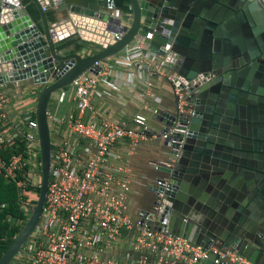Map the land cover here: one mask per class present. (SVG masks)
I'll return each mask as SVG.
<instances>
[{"label":"water","instance_id":"water-1","mask_svg":"<svg viewBox=\"0 0 264 264\" xmlns=\"http://www.w3.org/2000/svg\"><path fill=\"white\" fill-rule=\"evenodd\" d=\"M23 2L0 0V85H44L35 107L39 196L0 264L12 263L42 214L51 96L84 74L98 75L102 62L133 42L163 59L192 111L179 114L174 99L171 112L153 115L162 129L148 131L161 141L168 161L156 165L163 177L150 188L151 209L161 211L153 216L151 209L141 210L140 218L204 250L231 249L264 264V59H256L264 52V0ZM225 13L231 18L223 22ZM71 36L101 50L86 57L60 53L58 45ZM201 264H215L214 256Z\"/></svg>","mask_w":264,"mask_h":264},{"label":"built area","instance_id":"built-area-1","mask_svg":"<svg viewBox=\"0 0 264 264\" xmlns=\"http://www.w3.org/2000/svg\"><path fill=\"white\" fill-rule=\"evenodd\" d=\"M136 65L166 77L172 85L179 114L192 112L185 101V90L167 75L163 59L152 52H143L136 42L124 49L120 59L111 64L101 63L98 75L84 74L68 90L54 93L47 111L51 162L45 203L35 230L18 251L15 262L201 264L212 254L215 264H252L234 250L218 247L204 250L166 231H155L140 216L135 219L129 214L130 158L147 140L148 119L136 114L132 125L112 120L93 102L110 98V90L117 88L116 81L107 80L110 70L131 69ZM138 83L146 98L143 109L156 114L159 109L149 102L153 98L152 81L139 75ZM7 85H0V176L15 184L18 204L28 216L35 207L30 200L34 195L31 187L40 182L35 107L44 85L10 84L11 89ZM166 137L167 134L161 135V140ZM121 142L127 144L124 153L116 150ZM160 211L158 206L151 209L153 216ZM124 233L133 234V256L129 261L104 256Z\"/></svg>","mask_w":264,"mask_h":264},{"label":"crops","instance_id":"crops-1","mask_svg":"<svg viewBox=\"0 0 264 264\" xmlns=\"http://www.w3.org/2000/svg\"><path fill=\"white\" fill-rule=\"evenodd\" d=\"M26 3L27 0H23ZM34 22L39 23V15L29 7ZM118 11V10H117ZM116 11V13H117ZM101 50L99 46L89 43H83L78 40L77 36H71L58 45V51L63 54H78L82 57L94 55ZM122 53L102 62L103 64H111L113 61L120 59ZM143 75L150 78L153 83L151 90L152 100L150 104L164 112L173 110L174 97L172 93V85L166 77L157 76L149 73L140 66H134L129 69L115 68L109 71L107 80L116 81L117 88L111 89V97L104 99H95L94 105L99 111H103L107 118L112 120L127 121L132 125V119L136 114H142L147 119V126L150 131L159 132L162 129L161 123L153 118V115L143 109L146 98L143 96L144 89L138 83V76ZM167 75H170L167 72ZM107 87L106 84L103 85ZM7 88H13L8 84ZM148 131L147 140L144 141L130 158V207L129 214L133 218H139L141 210L151 209L152 201L155 196L150 191L151 186L156 183L157 178L163 177L161 173L155 170V166L160 163L167 162L166 150L159 139L152 137ZM126 142H121L116 146V150L121 153L125 152ZM132 233H124L121 238L113 245V248L104 253L106 257L116 258L122 262H128L132 253ZM15 262V261H14ZM13 264H20L16 262Z\"/></svg>","mask_w":264,"mask_h":264},{"label":"trees","instance_id":"trees-1","mask_svg":"<svg viewBox=\"0 0 264 264\" xmlns=\"http://www.w3.org/2000/svg\"><path fill=\"white\" fill-rule=\"evenodd\" d=\"M68 89L69 87H66L63 90ZM38 176L40 181V171ZM31 190L34 192V195L31 196L30 200L35 206L39 196V185L35 188L31 187ZM29 216L25 214L18 204L15 184L6 181L0 176V258L20 233Z\"/></svg>","mask_w":264,"mask_h":264},{"label":"flooded vegetation","instance_id":"flooded-vegetation-1","mask_svg":"<svg viewBox=\"0 0 264 264\" xmlns=\"http://www.w3.org/2000/svg\"><path fill=\"white\" fill-rule=\"evenodd\" d=\"M238 2H239V0H235V4H237ZM225 15H226V13L223 15L221 21H223V20L225 21L226 19L228 20L229 18H231V16H229L228 18H225ZM231 30H232V28H231ZM239 31H240L239 35L243 36L245 32L242 29H239ZM261 46L264 47V38H262V45ZM256 59H264V52H262L261 55L259 57H257Z\"/></svg>","mask_w":264,"mask_h":264},{"label":"rangeland","instance_id":"rangeland-1","mask_svg":"<svg viewBox=\"0 0 264 264\" xmlns=\"http://www.w3.org/2000/svg\"><path fill=\"white\" fill-rule=\"evenodd\" d=\"M13 263H16V262H12V263H10V264H13Z\"/></svg>","mask_w":264,"mask_h":264}]
</instances>
